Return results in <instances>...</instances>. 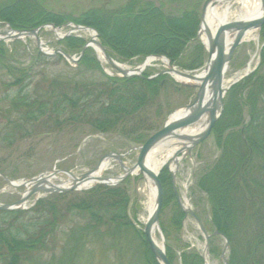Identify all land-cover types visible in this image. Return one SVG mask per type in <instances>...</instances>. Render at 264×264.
<instances>
[{
    "label": "trees",
    "instance_id": "obj_1",
    "mask_svg": "<svg viewBox=\"0 0 264 264\" xmlns=\"http://www.w3.org/2000/svg\"><path fill=\"white\" fill-rule=\"evenodd\" d=\"M12 3L0 5V21L12 28L30 29L48 23L59 26L63 22L37 2L15 0ZM198 5L200 3L173 15L150 0H128L115 8H90L71 21L95 29L112 58L142 60L151 55L164 56L179 68L194 70L200 68L206 58L196 38ZM259 39L264 42V24ZM57 43L67 54L79 53L84 45L81 38L72 36ZM53 60L64 61L59 55L49 58L37 54L25 66H16L0 42V65L10 81L6 84L16 88L6 98L9 99L7 110L0 108V114L18 118L6 132L19 130L20 121L22 124L41 122L42 126H47L51 118L52 130L85 124L96 133L118 132L136 144L143 143L155 132L163 78L147 80L145 73L141 78L108 77L92 50L86 49L75 69H71L78 76L58 74L47 82L45 73L36 74L35 68L39 63ZM91 73L97 74V79L88 75ZM46 82V88H39ZM153 110L156 113H151ZM210 137L219 155L194 182L196 189L206 197L209 209L206 229L227 239L229 264H264V46L256 72L227 91L222 114ZM169 179L165 170L159 175L164 192L167 187L171 189ZM67 196L52 194L55 200ZM128 199L127 188L120 184L96 185L78 200H71L70 214L85 220V226L79 229L82 230L79 239L83 233L97 231L100 227H104L107 236L129 228ZM183 218L174 203L169 226L176 234L182 228ZM59 219L55 204L40 200L26 211H0V264H20L28 252L46 247ZM159 224L166 257L173 264L175 255L169 244L172 237L168 232L169 223L160 220ZM134 233L143 250L145 264H157L141 231ZM216 238L209 240L210 256L216 255V248L212 246ZM184 248L178 256L180 264H203L199 252Z\"/></svg>",
    "mask_w": 264,
    "mask_h": 264
},
{
    "label": "rangeland",
    "instance_id": "obj_2",
    "mask_svg": "<svg viewBox=\"0 0 264 264\" xmlns=\"http://www.w3.org/2000/svg\"><path fill=\"white\" fill-rule=\"evenodd\" d=\"M14 1L15 0H0V5H8V3L11 4ZM25 1H30L31 3L37 2L48 13L56 15L61 19L63 22L59 27L57 26L56 31L60 34H64L72 30L71 26H84L71 21L72 18H77L81 12L93 7L115 8L126 3L128 0ZM150 1L156 6H160L166 13L179 15L182 10L190 7L193 8L194 5L198 3H200V5H198V12L200 14L201 7L206 0ZM236 8V5L232 7L230 18L235 13ZM9 26V24H2V21H0V33L6 32ZM254 34V40H244L234 50L230 64L224 74L225 83H231L243 76L247 68H249L251 72L248 74L249 76H252L257 70V66L260 62V39L258 30L254 31ZM72 35L76 38H81L84 43L88 42L90 39V36L84 33V31L73 32ZM37 37L40 40V47L43 50L52 51L61 49L60 45L57 43L59 39L55 31L49 27L43 26L38 31ZM1 42L4 44L6 54L13 58L16 66H25L27 62L33 60L38 53V48L36 47L33 37H24L21 40H6ZM89 49L92 50L91 48ZM92 52L96 59L100 60L93 50ZM79 54L80 52H76L75 54L67 55L77 58ZM60 57L64 61L53 60L45 64L39 63L35 68V73H45L44 75L47 76V82L52 79V76L58 74H69L70 76L77 75L75 71L71 70L75 69V64L68 62L62 56ZM144 59L145 58L142 60L130 58L119 60L116 57L113 58V60L120 65L129 68L138 67L143 63ZM99 65L106 76L121 78L119 73L103 60L99 61ZM175 67L178 70H183L178 66ZM165 68V65L156 59L143 73L147 76H151ZM88 75L95 76L97 79V74L91 73ZM162 78L164 79V83L158 101L159 111L155 119L158 125H156L157 129L155 131L160 129L167 121L168 117L177 109L190 105L197 92L196 88L184 86V83L176 82L170 76H163ZM8 82H10L9 78L5 75L4 69L0 65V108L6 110L9 100L6 98L11 96L12 92L16 90V88L7 86L6 83ZM47 82L46 84H40L39 88H46ZM151 113L156 112L153 110ZM151 113L149 114L150 117ZM246 113V109H244V122L247 121ZM16 122H18L16 116L0 114V174L4 175L11 182L25 181L41 174H46L51 170L70 171L74 175H79L94 167L98 160L106 153L123 154L128 148H132V151L125 156L123 162L126 167H131L135 164L137 149L142 144H136L126 140L118 134V132L96 133L85 124H72L62 129L52 130V126H50L52 125V118L49 120L50 125L47 126H42L41 122L22 124L20 121L19 124L21 127L19 130L6 132ZM182 145L183 143L179 141L178 147H182ZM156 153L159 157L165 154L163 151L160 153L158 148L156 149ZM218 155L219 150L214 146L212 138L210 137L195 147H192L190 155H183L174 173L175 191L181 203L192 208L201 221H206V223L208 222L207 218H209L206 197L196 189L194 182L202 171L212 164ZM169 165H171L170 161L164 165L159 173L161 174V172L165 170L169 177ZM120 174L121 170L118 164L112 161L110 165L101 172V177L115 178ZM66 180L63 174H57L52 183L55 185H62ZM168 181L171 189L167 187L166 192H164V188L162 187V198L164 201H162L159 219L165 223H169L167 224L169 228L168 232L172 236L169 244L175 255L173 264H180L178 255L181 250L184 247V250L188 249V245H190V249L192 245L194 248L201 250L203 239L194 221L190 217H187L182 222V228L178 234L175 233V229L169 226L171 225L170 219L174 203H176V197L171 187L170 179ZM122 184L128 190L129 199L126 214L130 226L111 236H107L104 227H100L97 231L83 233L82 237L79 239L82 232V230L79 229L85 226V220L79 218L77 215L75 217L72 216L69 212L68 205L71 200H78L81 198L86 192L85 190L67 193L68 196L66 198L57 200L52 198V194H40V201H47L50 204H55V209L60 219L56 221L52 236H50V239L47 241L46 247L39 251L28 252L25 255L24 261L20 264H145L142 256L143 250L134 232L140 233L143 229L142 220L146 216L145 205L148 199V189L145 181L142 180L139 175L126 178ZM23 192V187L12 188L0 177V205L17 201ZM32 203L30 199L26 206L29 207ZM206 223H204L205 228L208 227ZM159 232L160 233L156 231V238L159 242L163 240L164 243L165 239L161 229H159ZM175 236H177L178 239H175ZM212 246L216 248V255L214 254V256L208 257L207 264H222L219 260V255L223 247V240L219 237L216 238Z\"/></svg>",
    "mask_w": 264,
    "mask_h": 264
},
{
    "label": "water",
    "instance_id": "obj_3",
    "mask_svg": "<svg viewBox=\"0 0 264 264\" xmlns=\"http://www.w3.org/2000/svg\"><path fill=\"white\" fill-rule=\"evenodd\" d=\"M213 0H206L201 8L200 13V23L203 20L204 14L209 4L212 5ZM261 5V15L258 19L252 21H232V22H224L220 24L217 28H215L214 33L211 34L209 30L205 31V39L206 43L205 48L207 52V59L206 63L203 67V71L205 75L203 77H199L198 74L195 72H184L176 70L171 64L168 62V68L163 70L154 76L148 78V80L157 78L162 75H177L181 78L186 79L187 81H192L194 84L187 85L197 89L196 96L193 102L190 105L184 106L183 108L186 109V113L174 120H167L165 124L162 126L160 130L152 134L137 150V158L136 162L132 167H125L122 158L124 155L122 154H114V153H106L97 163L96 165L88 170L87 172L80 174L78 176H74L71 172H61L52 170L48 176L54 177L58 173L65 174L68 178L71 179L70 186L68 187H61L52 184H47L46 180L43 178V175H40L36 178H31L25 182H19L18 184H13L8 181L5 177L2 176V179L10 186L17 188L23 186L25 188L24 193L20 197L19 200L12 202L10 204H2L0 205V211H9V210H16L21 209L28 200L36 196V194L40 192L46 193H67L72 191H77L80 189L82 183L87 182L92 175H95L100 171V167L103 161H116L119 165L120 169L122 170L123 174L116 178L115 180L109 178H101L97 176L95 178V184H103V185H115L122 182L127 176L133 175L135 171L141 176L144 180V176H147L153 183L155 189V208L152 214L148 217L144 229H143V236L144 240L148 246L150 253L152 254L154 260L158 264H170L165 256L164 247L159 246L152 241L150 238L151 231L154 226H158V218L160 209L162 206V196L163 191L161 184L158 180V172L153 173L145 166V160L152 150L160 141L163 140H177L183 143L184 148H180L186 152L187 155H190V150L192 147L198 145L202 141H204L209 135L210 132L216 123L217 119L219 118L222 109H223V96L225 94V90H223V76L228 67L230 62L231 56L236 49V47L241 43L243 36L249 30H259L260 27L264 23V0H259ZM201 25V24H200ZM77 29H84L83 27H77ZM38 29H31V30H9L8 32L0 33V40H10V39H20L25 36H33L35 38V43L38 48V53L42 55H48L40 49V42L37 37ZM229 33H234V39L229 48L226 49V35ZM96 35V34H95ZM96 37V36H95ZM90 44H94L102 53L104 60L106 63L112 67L114 70L119 72L122 77H139L141 76L140 73L142 70H139L135 73H126L124 70L120 69L114 61L108 56L106 50L102 47V45L96 41L95 39H90L86 45L83 47L81 54L90 46ZM55 53H60L61 55L66 58L68 61H73L68 55L62 53L60 50L53 51V55ZM49 56V55H48ZM52 56V55H50ZM144 68V65H142ZM198 82L199 84H195ZM235 82L230 84L228 88L233 85ZM227 88V89H228ZM210 90L211 102L209 104H204V94L205 90ZM205 114H207L208 122L206 127L196 135H186L184 134V130L188 129L192 125H194L197 121H199ZM188 144L185 146V144ZM131 149L129 148L128 151ZM182 150H178L175 153V156L183 152ZM176 158V157H175ZM93 179V178H91ZM90 179V180H91ZM170 181L173 191L176 196V200L180 208L182 209L185 215H189L194 222L196 223L197 227L199 228L205 242V246H207L208 240L210 236L219 235L224 240V247L220 254V261L222 264H228V260L225 256L226 250L228 248V242L226 238L217 232H214L212 235L207 234L206 230L204 229L201 221L199 218L194 214L193 211L189 209H184L179 201L178 196L176 195L175 186H174V172H170ZM35 198V197H34ZM36 200V198H35Z\"/></svg>",
    "mask_w": 264,
    "mask_h": 264
},
{
    "label": "bare ground",
    "instance_id": "obj_4",
    "mask_svg": "<svg viewBox=\"0 0 264 264\" xmlns=\"http://www.w3.org/2000/svg\"><path fill=\"white\" fill-rule=\"evenodd\" d=\"M212 5L209 4L206 12L204 14L203 20L201 22V40L202 42L205 44L206 43V39L204 36V33L206 30H209L211 34L214 33L215 28H217L220 24L227 22V21H232V20H238V21H252V20H256L259 18V16L261 15L262 9H261V5L259 0H213L212 1ZM236 5L237 8L235 9V13L232 15V17L230 18L231 15V9L232 7ZM84 33L88 34L91 37H94V33L91 30H84ZM235 34L234 33H229L226 35V49L229 48V46L231 45V43L233 42ZM255 39V34H254V30H249L243 37V41L244 40H254ZM94 48L97 51V54L99 56V58H101V52L94 46ZM159 60V59H158ZM163 65L167 66V62L163 59L159 60ZM153 62V59L147 60L145 62V65L151 64ZM120 67L122 70H125L126 72H131L133 69L129 68L127 66H123L120 65L118 66ZM140 69V68H139ZM249 72V68H247L244 73ZM243 73V74H244ZM196 74H198L199 77H203L205 75L204 71H199ZM172 78L179 83H193L191 81H187L184 78H181L177 75H173L172 74ZM195 84H199L198 82H195ZM230 83H225L224 86L225 88L229 85ZM204 104H209L211 102V96H210V90L206 89L205 90V94H204ZM186 113V109L181 108L176 110L173 114H171L169 116V120H174L176 118H179L181 116H183ZM208 122V117L207 114H205L199 121H197L194 125H192L190 128L184 130V134L186 135H196L199 132H201L207 125ZM175 141V143H174ZM178 143L179 141L177 140H163L162 143L160 141V143H158V145H156L154 148H152V150L150 151V153H148L146 160H145V166L146 168H148V170H150L153 173H157L164 165H166L169 161L171 162V165H169V169L170 171L174 172V170L177 167L178 162H180V160L183 158L179 157V158H175V153L178 152V150H182L180 148H184V147H178ZM188 144H185V146ZM159 149V152L161 153L162 151L165 152V154L161 157L158 156V154L156 153V149ZM184 151V150H182ZM109 162L108 161H104L100 167V171L98 173H96L95 175H92L91 178L93 179H89L87 182L82 183V185L80 186L81 189H87L89 188L91 185H93L96 181L95 178H97V176L101 175V172L104 171L108 166H109ZM138 171H135V174H137ZM47 184H52L53 185V180L55 178H53L52 176H48L45 175L43 177ZM144 181L146 183L147 189H148V199L145 205V212H146V216L144 217V219L142 220V223H145L148 219V217L152 214L154 208H155V204H154V200H155V189H154V185L152 183V181L147 177L144 176ZM71 180L68 179L66 181H64L62 183L63 187H67L70 184ZM156 231H157V227L154 226L152 231H151V235L150 238L152 239V241L156 244H158L159 246H161V243L157 240L156 238Z\"/></svg>",
    "mask_w": 264,
    "mask_h": 264
}]
</instances>
